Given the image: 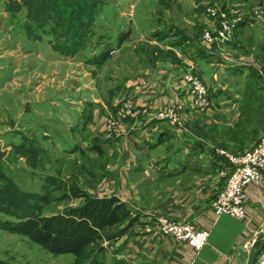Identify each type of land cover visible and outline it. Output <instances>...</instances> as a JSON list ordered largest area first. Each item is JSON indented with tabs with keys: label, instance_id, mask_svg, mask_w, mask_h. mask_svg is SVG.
<instances>
[{
	"label": "rangeland",
	"instance_id": "obj_1",
	"mask_svg": "<svg viewBox=\"0 0 264 264\" xmlns=\"http://www.w3.org/2000/svg\"><path fill=\"white\" fill-rule=\"evenodd\" d=\"M6 1L0 0V164L25 203L42 216L66 210L108 215L111 223L90 221L96 229L88 243L94 264H117L130 249L121 255L132 256L149 225L152 233L171 237L163 231L164 219L192 223L175 217V206L166 202L179 200L176 195L188 188L208 190L213 182L220 188L223 168L193 164L166 173L165 160L183 154L189 137L204 141L202 154L215 148L224 163L225 153L242 152L258 140L264 130V0H103L93 38H106L101 32L108 30L114 43L103 58V46H71L66 54L53 48L49 34L28 36L22 25L29 21L28 8L12 0V12ZM27 1L33 4L29 14H60L79 27L83 0ZM231 59L246 64L236 90L235 80L224 78L232 67L223 68L213 84L219 70L214 65ZM212 62V69L203 66L208 74L196 68ZM225 94L229 101L220 97ZM160 123L173 135L149 147L146 158L141 150L151 141L139 127L149 132ZM98 142H105V150L91 147ZM9 180L10 188L0 182L6 206L20 197ZM104 198L129 212L116 221L99 201ZM10 219L0 213V222ZM2 227L8 226L0 225L1 263L78 264L74 244H63L71 249L64 251L61 239L47 245V236L35 230L31 237Z\"/></svg>",
	"mask_w": 264,
	"mask_h": 264
},
{
	"label": "crops",
	"instance_id": "obj_2",
	"mask_svg": "<svg viewBox=\"0 0 264 264\" xmlns=\"http://www.w3.org/2000/svg\"><path fill=\"white\" fill-rule=\"evenodd\" d=\"M225 61L227 62L214 65V68L218 65L219 70L216 76H214V78L212 77L213 84L214 82L216 83L215 78L217 80L219 79L218 77L220 76V71L222 72L223 68L232 67V71H227V73L229 72V75L224 78H232L231 80H235L231 84V89L236 90V85L240 78L236 76L241 74L240 72L242 70L244 71V66H246V64L232 59ZM197 64L196 68L199 66V69L205 75L208 74V71L204 68L205 65L212 69L214 62L210 64ZM223 81L219 80L218 83L221 84ZM227 86L229 85L227 84ZM77 94L71 93V96L74 99H77ZM83 94L84 92H81L80 97ZM236 95L238 96V94ZM240 96L241 95L238 97L240 98ZM220 97L226 98L227 101H229L226 94L223 96L221 95ZM240 120H244L243 115L240 116L239 121ZM140 128L141 127H139L140 135L141 133L147 135V138L151 141H147L148 148L143 147V150H141L144 154L148 152L144 156L146 158H148L149 147L153 148L157 144L166 143L171 135H173L171 130H169L163 123L158 124L149 132H142ZM263 131H261V133ZM260 134L258 136H260ZM104 143L105 142H98L96 146L91 147H96L98 150L103 151L105 150ZM203 145H205L204 141L198 139L197 137H189L185 141L186 149L183 148L185 152L181 155L179 154L178 156L173 157V159L169 158L167 161L165 160L166 166L163 167V170H165L166 173L170 172L177 174L179 172H185V166L193 164L196 167L198 165L202 167L210 165L212 167V164L213 166H216L214 164H218L219 166L217 167L222 168L227 166L216 162L215 155L218 153H216L215 148H205L204 151H206V154L200 153L198 149H201ZM250 145L251 143L249 146ZM166 147L167 145H165V148ZM138 148H140L139 145ZM190 148L196 149L195 155H192ZM162 158L163 157L159 159L161 160ZM141 160H143V157H141ZM151 161L152 158L150 159V163ZM151 165L150 169L154 170ZM157 169L160 170L159 167H157ZM202 169L204 170L206 168L204 167ZM215 186H217V188L213 189ZM198 189L199 188H188L179 195H176L180 198L179 200L170 197L165 205L169 208L173 205L175 206L176 210H172L171 213L178 219L190 221L198 229L210 228L207 244L204 245L201 250L197 251L188 243L175 240L172 237L152 233L150 229L151 225H149L148 234H142L139 232L145 237L137 239L136 242L140 245L136 246L137 249L134 254L132 256L121 255L131 249L120 253L117 258L119 260L117 264H170L171 262H177L179 264H253L264 247V173L258 183L248 184L245 188V220L229 215H221L218 219L214 220L211 210V201L214 198L212 197V194L215 195L219 189L218 184L213 182L212 187L208 190H205L204 187H200V191ZM167 207L164 208L167 209ZM134 209L135 212L141 211L138 210L139 208L136 209V207ZM133 233L135 236L136 232ZM128 235L130 234H127L126 237H128ZM143 251H146L147 254Z\"/></svg>",
	"mask_w": 264,
	"mask_h": 264
},
{
	"label": "trees",
	"instance_id": "obj_3",
	"mask_svg": "<svg viewBox=\"0 0 264 264\" xmlns=\"http://www.w3.org/2000/svg\"><path fill=\"white\" fill-rule=\"evenodd\" d=\"M12 0H7L4 5L7 10L12 11V7H10V2ZM19 2V1H18ZM22 4L25 5L28 8V11L32 10V5L27 0H21ZM103 2V0H83L82 6L83 9L77 11L78 18L76 21L79 22V27H74L73 25H69L67 22L62 18V15L56 14V13H50L46 14L45 16H38V14L35 12H32L29 14L27 12V16L29 18L28 22H23L22 25L24 29L26 30V33L30 37H43L47 34L51 36L50 43L56 50L62 52V53H68L72 52L70 50L71 46H103V48H99V56L104 53L102 58L106 56L109 52V48L111 46H114V43L110 41L111 34L108 30L106 32H101L104 34H108V36L105 38L101 37L94 40L93 36L94 33H97L96 28L100 29V26L96 24V17H99L100 10H97V6L100 5V3ZM16 11V8H14ZM77 22V23H78ZM98 26V27H97ZM72 28L73 31L71 30ZM78 28V29H77ZM119 30V29H117ZM68 34V35H66ZM80 34V36H79ZM67 42V43H66ZM69 44V45H67ZM100 58V59H102ZM214 154V153H213ZM215 160L217 163H222L224 165H229V163H224L222 157L220 155H215ZM1 163V162H0ZM6 173L3 171L2 165L0 164V182L6 187L10 188L11 186L7 183V181L10 179L9 177H6ZM11 183L12 181L9 180ZM7 183V184H6ZM1 184V185H2ZM14 192L16 193L18 197V200L16 203L11 204L10 206H6V201L0 196V213H4L11 217L9 221H1L0 225H7L8 227H2L9 230H18L21 232L28 233L29 235L32 233L31 230H35L38 233L42 235L47 236V245H50L52 242H56L57 240L61 239V246L63 244H74V246H71V248L76 254V263L78 264H92L95 263V254L92 248L88 245V243L95 239L96 237H93L95 235V228L94 225L90 223L97 221L105 220L106 224L111 223L108 221H112V219L108 215H101L98 216H92V214L84 213L81 211V213L75 214L73 213L74 210H66L65 212L57 213L53 216H42L41 212L37 210V207L34 205H30L25 203V196L23 195V192L19 191V189L16 187V184L14 185ZM4 186H0V190L2 191ZM26 196V192H24ZM33 195V194H31ZM104 204V207L109 211V215L116 218V221L119 220V218H122V215L125 214L127 211L129 212V208L124 204V206L119 203L117 204V207L122 209L121 214L119 215L120 210L114 205L115 199H101L99 200ZM87 203V202H86ZM5 204V205H4ZM26 204V205H25ZM82 208H85L84 205ZM85 211V210H84ZM111 211V212H110ZM70 215V216H69ZM85 218H82V216ZM14 218V219H13ZM89 218V221L86 219ZM107 219V221H106ZM101 223V222H100ZM103 223V222H102ZM60 224V225H59ZM66 225V226H65ZM98 226V224H97ZM71 232V235L68 234ZM63 233H65L63 235ZM53 234V235H52ZM72 236V238L65 237V235ZM32 237V235H30ZM91 236V237H90ZM34 239V237L32 238ZM35 240V239H34ZM53 250L51 247H48V249ZM64 251L71 250L67 248L66 246H63ZM93 263V264H94ZM0 264H10V263H1Z\"/></svg>",
	"mask_w": 264,
	"mask_h": 264
},
{
	"label": "built area",
	"instance_id": "obj_4",
	"mask_svg": "<svg viewBox=\"0 0 264 264\" xmlns=\"http://www.w3.org/2000/svg\"><path fill=\"white\" fill-rule=\"evenodd\" d=\"M229 166L221 169L225 178L211 206L217 216L229 215L239 219L246 218L245 188L248 184L258 183L264 173V131L253 146L242 152L225 153ZM166 221L163 231L178 241L186 242L199 251L205 245L210 230L198 229L189 222ZM254 264H264V251Z\"/></svg>",
	"mask_w": 264,
	"mask_h": 264
}]
</instances>
